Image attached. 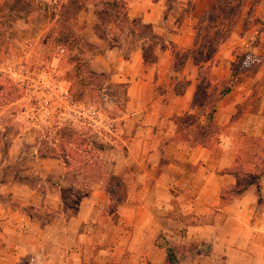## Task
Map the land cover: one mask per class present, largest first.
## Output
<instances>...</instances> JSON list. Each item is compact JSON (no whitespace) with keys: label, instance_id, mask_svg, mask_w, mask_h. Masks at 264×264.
<instances>
[{"label":"crops","instance_id":"1","mask_svg":"<svg viewBox=\"0 0 264 264\" xmlns=\"http://www.w3.org/2000/svg\"><path fill=\"white\" fill-rule=\"evenodd\" d=\"M10 1L0 0V9ZM117 1L120 0H87L82 13L87 28L99 26L98 4ZM123 1L129 19L151 26L156 36L165 35L170 46L180 51L193 48L194 22L215 2L191 0L188 18L175 27L173 18L163 19L166 0ZM176 1L171 13L183 8L185 0ZM31 15L19 17L9 32L11 38L32 31L28 22ZM253 15L263 17L264 0H257ZM50 20L46 17L44 32L50 29ZM240 30L239 22L220 49L230 47L236 38L243 42ZM262 30L253 47L254 54H262V65L252 75L238 74L230 93L218 102L214 119L229 132L218 137L213 149L175 140L177 118L195 112L191 103L198 81L192 59L176 72L174 56L168 51L155 50L156 61L148 64L133 41L112 44L105 41L102 50L92 56L90 69L108 75L109 84L124 86L126 99L121 117L106 126L110 136L101 138L93 134L92 140L104 144L102 171L125 185L127 198L115 213L105 216L102 212L108 198L95 184L80 203L76 217L57 216L41 225L38 215L19 212L14 207L16 195L11 201L0 197V264H163L165 252L155 245L159 236L173 246L211 241L209 255L187 257L178 264H264V205L257 203L255 187L249 186L227 204L221 205L220 201L221 189L237 182L234 174L225 171L234 163L236 150L241 148V141L233 140V132L238 129L254 137L264 133V24ZM86 41L101 45L96 35ZM19 60L6 70L0 66V73L7 72L15 84L28 57L25 55ZM215 69L213 66L211 70L215 79L230 78V72L220 75ZM54 80L60 85L58 74ZM180 85L184 88L177 94L175 88ZM58 89L61 99L69 103L64 95L68 93V84L63 90ZM3 107L7 106H0V117L6 110ZM241 112V119L232 125L235 115ZM242 119L245 123L251 120L248 130L240 124ZM2 131L0 120V146ZM17 142L23 144L25 140L19 137L13 141L15 145ZM244 145L246 152V141ZM16 150L11 156L26 158L28 162L19 175L39 176L45 181L46 177H62L65 173L58 158L27 155L23 150ZM4 174L9 177L7 171ZM44 181L39 185L42 191L30 188L31 197L36 192L41 195L40 202H17L22 204L21 208L27 206L37 212L38 208L60 206L58 188ZM260 184L264 194V175ZM110 235L118 243L113 251H106L107 246L102 245Z\"/></svg>","mask_w":264,"mask_h":264},{"label":"rangeland","instance_id":"2","mask_svg":"<svg viewBox=\"0 0 264 264\" xmlns=\"http://www.w3.org/2000/svg\"><path fill=\"white\" fill-rule=\"evenodd\" d=\"M166 1L170 3V11H172L174 9L173 3L177 1ZM86 4L87 0H11L0 9V66L3 67V70H6L14 62L17 65V62L20 61L19 59L27 55L26 67L30 73L38 69L50 68L54 71V75L58 74V77H60L59 82L61 83L60 85L56 83L57 88L63 90V87H67L68 84V88L72 87L73 89L71 94L63 93L69 100V103L66 104L63 100L59 101L53 98L54 101L45 104L40 98L30 94L22 82L15 84L14 80L8 77L7 72L2 71L0 73V88L4 89L0 93L3 96V101L7 103L5 105L7 107H3L6 110L0 117L3 127V131L1 132L3 140L0 146V197L11 201L14 195H16L14 200L16 202L13 203L14 207L19 212L38 215L41 225L48 223L57 216L68 218L67 216L70 211L74 210L75 201L80 196L77 191H82L90 185L88 179L82 178V175L87 172V168H83L82 164L95 155L92 142L100 143L93 141L92 136L93 134L101 138L110 136L106 126H109L113 120L121 117L122 108L125 104L124 86L111 85L108 82V75L93 72L90 69L92 56L97 54V51L102 50L105 41H108L109 44L120 41H133V45L144 48L147 59L151 58L150 52L157 50V48L153 47L154 40L151 36V33L154 34L153 30L152 32L149 29H136L135 31L130 25L123 22L121 15H119L120 10L122 13L125 12L123 0L117 1L116 4H102V2L98 4L96 15L98 14L97 16L100 19L99 26L95 27V29L91 28V30L87 28V23L83 20L85 16L82 13L86 9ZM191 4V0H185L182 10L175 13L168 11L170 13L168 14L167 12L165 16L163 15V19L166 20L168 17L170 19L173 18L176 27L178 23L182 22L186 17L188 18ZM249 6L248 3L244 5L233 28L234 30L235 26L240 22V35L244 41L239 42V39L236 38L235 43L230 45V47L218 49L214 65L216 67L215 73H219L220 75L229 73L231 66L234 65L243 67L245 71L259 70L262 65V54H254L253 47L257 45L263 31L264 15L261 19L255 18L254 15L249 19L247 17ZM220 9H223L221 3L218 4L216 12L218 16L214 17V22L209 25L212 28L211 31L220 27L219 20L222 17ZM30 13H32V17L28 22L31 25L30 27H32V31L26 34L19 33L15 39L11 38L9 32L12 30L13 25L19 21V17L23 19ZM46 17L51 19V24L50 29L44 32L43 27L46 23ZM201 18L199 17L195 20V29L199 26L205 27L207 25L209 17L204 19V22H202L203 19ZM247 24L249 25V29L245 33L243 32V28ZM95 35L101 40L100 46L89 44L86 41L88 37L93 38ZM166 51L172 56L176 52H183L171 46ZM79 65L82 67V75L84 76H79ZM89 73L94 89L90 91L88 87L82 88L83 92H85L82 103L72 104L70 98L72 99L73 95L80 90L78 86L79 79L82 80L80 77H85ZM11 89L13 91L18 89L17 91L20 95L19 99L14 103H11L10 99L5 97ZM193 115H196V111ZM241 115L242 112L235 115L232 125L238 123ZM190 120L189 118L177 120L178 128L180 130H191L192 133L196 132V126ZM240 124L245 125L243 129L248 130L247 126L251 124V120L245 123L242 119ZM114 127L117 129V126L114 125ZM227 131L228 129L225 130L223 128L221 135ZM233 136V140L241 141V148L236 150L235 162L238 163L236 166L233 163L231 168L234 166L236 169L238 167L237 170L240 169L238 181L244 183L247 179L244 171H253L255 164L264 161V133L254 137L237 129L233 132ZM19 137L25 140V142L23 144L17 142L19 148H16L17 145L13 141L18 140ZM248 137L262 140L257 148L254 147L250 151V154H254L258 149L259 151L256 153H260L262 150V153L259 155V161H251V159L245 156L246 145H244V141L247 144ZM99 145L104 146V144ZM120 145L123 147V144L120 143ZM215 146L216 141H214L212 149ZM249 146L247 144V147ZM16 149L23 150L27 155L34 154L39 157L58 158L63 165V160L67 159V157L77 155L76 159L78 160L75 162V165L79 166V171L72 167H65V173L62 177H46L45 181L43 177L40 178L39 176L28 177L19 175L21 169L28 162L26 158L16 159L11 156L12 152H15ZM5 168H8V170H5ZM4 171L9 173V177L4 174ZM76 171L79 172V176L76 179H72L71 175ZM35 178H40V180H36ZM47 178H52L54 184L48 182ZM42 180L58 188L56 189V194L60 206L58 208H53L52 206L38 208L37 212L27 206L26 208H21L22 202L25 204L26 201L40 202L41 195L36 192L31 197L30 188L35 187L42 191L39 187ZM229 196L226 195L225 198ZM261 197L264 202L263 192H261ZM111 207L114 208V204H110L108 199V204L102 214L105 216L112 215L118 209L117 207V209L112 210ZM117 227L119 228V226ZM115 243H118V239L110 235L107 243H104L102 247L106 245V249H108L106 251H113ZM167 243L161 238L155 241V245L161 248H164ZM176 247H184L185 252L188 253H196V251L207 252L211 249L212 243L211 241L187 243Z\"/></svg>","mask_w":264,"mask_h":264},{"label":"trees","instance_id":"3","mask_svg":"<svg viewBox=\"0 0 264 264\" xmlns=\"http://www.w3.org/2000/svg\"><path fill=\"white\" fill-rule=\"evenodd\" d=\"M117 2H113V4H116ZM222 5L223 9H220L221 12V20H219L220 27H217L213 31H211V27L209 26L210 23L214 22V17H217V9L218 4ZM249 4V9L247 13V17L251 19L253 16L254 9L257 5V0H215L212 8L205 13L201 19L202 22H204V19L209 17V21L206 23L207 25L205 27H197L195 29V37H194V45L192 49L184 50L182 53L176 52L174 54V61H173V67L174 71H180L184 67L186 61L191 58L193 61L194 66L197 69V86L196 90L192 99L191 103V109L196 111V115L191 114H185L181 117H178L177 120H184L186 118L191 119V123H193L196 126V132H193L191 130H180L178 128L177 135L175 137V140L184 142L190 146H202L206 149H212L214 145V141L218 139V137L221 135L223 127L220 126L214 119V115L217 109L218 102L228 95L233 87V84L236 80V77L238 74L242 72H246L247 74H254L257 70L253 71H245L243 67H240L238 65L231 66L230 70V78L228 79H222L217 78L215 79L214 76L211 74L212 67L215 65V58L218 53V49L222 46L223 43H225L229 37L232 34L234 25L239 18L242 9L244 8V5ZM107 4V3H102ZM171 5L170 3H167V8L164 12L165 14L170 11ZM98 15V14H97ZM119 15H121V19L123 22L130 25L133 29H149L152 32V28L149 25L143 24L138 19H129L125 12L122 13L120 10ZM246 17V18H247ZM98 20L99 16H97ZM264 21V18H263ZM249 29V25L245 28H243V32H247ZM138 31V30H137ZM151 36L154 40L153 47L159 49L160 51H166L168 50L170 46V42L168 41L167 37L164 35L162 37L155 36L153 33H151ZM82 49V47H81ZM142 54H143V60L145 63H154L155 61V54L154 52H150L149 55L151 58L147 59L145 56V50L144 48L140 47ZM79 76L83 74L82 67L79 65ZM81 73V74H80ZM84 76V75H82ZM82 80L79 79L78 86L80 88L79 91L73 95L72 99L70 98V102L72 104H80L82 103L84 93L82 88L88 87V89L91 91L94 89L93 85L91 84V75L90 73L86 75L85 77H80ZM184 86V85H183ZM182 85L179 87L177 86L175 88V92L177 94L182 93V89L184 88ZM97 87V86H96ZM16 90H10L7 95H5L6 98L10 99L11 103H14L16 100L19 99L20 95L19 92ZM72 87L69 88L68 93H72ZM88 90V91H89ZM0 91H4V89L0 88ZM0 93V106L7 105L3 101V96ZM4 97V98H5ZM183 118V119H182ZM178 123V121H177ZM247 144L249 147H247V151L245 153V156H247L251 161H259V155L262 153V150L260 153H256L259 151V149L254 152V154H250V151L255 147H258V144L262 142L260 139L251 138L248 137ZM249 142V143H248ZM92 147L94 148L95 155L93 157H90L85 163L82 164L83 168H87V172L82 175L83 179L89 180V187H87L84 190H78L77 193L80 195L76 201H75V207L73 211H70L69 217H76L77 211L80 203L89 196L91 187L95 184L99 185L102 191L105 193V195L108 197L110 204H114V208L111 207L112 210L117 209L120 205H122L127 197V191L125 186L121 183V181L113 176V175H107L104 174L102 171V153L104 151V146L99 145L97 143L92 142ZM77 155L67 157V159L64 161V167H72L75 168V170L79 171V166L75 165L76 161L78 159ZM247 158V159H248ZM236 161V159H235ZM236 164L238 162H235ZM79 164V163H78ZM92 166V167H91ZM238 169V167H237ZM234 168V166L229 169H226L225 171L234 174L237 182L235 185L228 186L226 188H222L220 192V201L221 205L227 204L230 202L233 198H236L240 195H242L249 186L255 187V193L257 196V203L263 204L264 202L261 199V184H260V178L264 175V161H261L259 164H255L253 171H244L245 176H247V179L244 181V183H241L238 181L240 177V169L237 170ZM76 171L72 173L71 178L76 179L79 176V172ZM48 182H51L54 184V181L52 178H47ZM56 184V183H55ZM226 195H230L228 198H225ZM113 212V211H112ZM159 238H161L159 236ZM176 247L170 244H166V246L163 248L165 252V261L163 264H178L182 259L190 257L194 258L198 255H209L211 253V249L207 252L204 251H196V253L192 252H185V248L183 247Z\"/></svg>","mask_w":264,"mask_h":264},{"label":"built area","instance_id":"4","mask_svg":"<svg viewBox=\"0 0 264 264\" xmlns=\"http://www.w3.org/2000/svg\"><path fill=\"white\" fill-rule=\"evenodd\" d=\"M19 82H22L30 94L45 103L60 99V95L57 92V84L54 80V71L48 68L38 69L30 73L27 67L21 69ZM65 102V101H64ZM67 104V102H65Z\"/></svg>","mask_w":264,"mask_h":264}]
</instances>
